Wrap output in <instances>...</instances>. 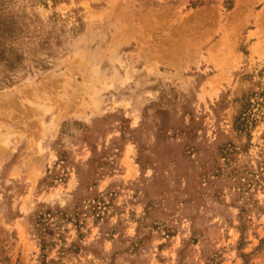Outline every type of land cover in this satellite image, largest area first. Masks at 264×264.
<instances>
[{
  "label": "rangeland",
  "instance_id": "374dc122",
  "mask_svg": "<svg viewBox=\"0 0 264 264\" xmlns=\"http://www.w3.org/2000/svg\"><path fill=\"white\" fill-rule=\"evenodd\" d=\"M0 264H264V0H0Z\"/></svg>",
  "mask_w": 264,
  "mask_h": 264
}]
</instances>
